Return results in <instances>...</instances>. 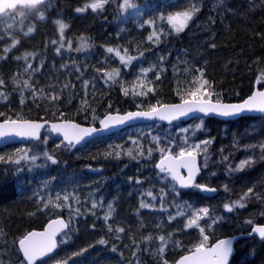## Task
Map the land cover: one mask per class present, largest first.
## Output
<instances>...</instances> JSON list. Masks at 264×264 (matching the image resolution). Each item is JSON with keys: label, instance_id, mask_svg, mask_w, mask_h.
I'll return each instance as SVG.
<instances>
[{"label": "trees", "instance_id": "16d2710c", "mask_svg": "<svg viewBox=\"0 0 264 264\" xmlns=\"http://www.w3.org/2000/svg\"><path fill=\"white\" fill-rule=\"evenodd\" d=\"M211 1L220 2L129 0L134 7L122 8L123 0H108L103 9L87 7L77 12L90 5L89 0H47L35 9L18 6L10 10L13 19L0 22V79L4 81L0 85L4 93L0 97V120L72 119L97 124L110 111L148 109L158 102L181 101V95L188 98V92L199 86L194 81L200 71L211 84L205 89L213 94V100L217 96L220 101L244 99L256 86H264V10L252 9L257 0H224L227 5L223 10L212 9ZM192 7L199 11L184 31L176 33L167 17ZM57 21L67 25L63 41ZM153 31L160 36L158 43L155 37L148 39ZM81 37L90 47L76 51ZM14 41H18L15 46ZM108 47L119 49L121 55L127 49V55L135 59L123 64L115 52L106 51ZM114 69L119 71L115 82L106 77ZM143 69L151 70L145 75ZM147 87L154 89L147 96L132 94L133 89L140 92ZM123 88L129 95L123 94ZM252 120L264 126V116L234 121L201 117L199 124L194 123L196 119L171 125L155 121L97 137L80 147L64 143L45 128L37 141L1 149L0 260L3 264H21L19 239L56 216H63L68 227L58 237L56 251L37 264L53 259L60 264H164L165 260L171 264L203 242L204 235L210 244L224 235L249 232L254 224L264 221L260 185L242 200L244 208L227 212L222 204L215 211L209 210L208 216L198 221L205 229L200 233L196 227H186L191 218H186L185 211L206 197L196 187H177L156 163L169 149L178 153L183 142L191 148V143L201 137L215 142L231 131L237 135ZM261 145L256 161L239 171L231 166L237 149L209 166L203 165L204 153L200 152L201 174H208L211 185H217L213 179L222 177L234 186L262 180ZM45 153L57 163L48 160ZM236 194L233 192L226 203L244 196ZM64 196L69 199L64 201ZM142 202L151 207L141 208ZM110 204L114 211L106 221ZM215 214L221 219L211 229L206 220ZM121 227L125 229L122 233L117 231ZM160 236L168 241L163 254L159 253ZM230 264H264V241L254 236L240 239Z\"/></svg>", "mask_w": 264, "mask_h": 264}, {"label": "snow or ice", "instance_id": "6c2138e0", "mask_svg": "<svg viewBox=\"0 0 264 264\" xmlns=\"http://www.w3.org/2000/svg\"><path fill=\"white\" fill-rule=\"evenodd\" d=\"M108 2V0H94L90 5H86L85 8L76 9L77 12H83L87 7H91L93 11L97 9H103L104 5ZM44 3V0H0V22H3L6 19H13L10 16V10L17 9L18 5L23 8L35 9L38 5ZM224 0H220V4H223ZM124 7H134V5L129 4V0H123ZM199 9L196 7H192L190 10L185 11H177L173 15H169L167 17L168 23L172 26L176 33H180L184 31V29L188 26L189 22L193 19V16L198 12ZM21 17H23L24 13L21 11L19 13ZM41 18L42 14H41ZM163 18V17H162ZM60 29V38L63 41V32L67 27L66 24L57 21ZM151 23V22H150ZM32 31L31 28L28 30ZM155 37V42H159L160 36L157 32L153 31L152 34L148 37L149 40H153ZM18 43V41L13 42V46ZM55 43V42H53ZM63 43H61L60 47H63ZM68 46L71 47V42L69 41ZM215 47V45H212ZM90 45L86 43L85 39L81 37L80 47L76 49V51H81L89 48ZM8 51V49H5ZM59 51V48L57 49ZM108 53L115 52L116 56L120 58V62L123 64H130L135 57L127 55V49L124 50L125 55H121L119 49H114L112 47H108L106 49ZM24 59H27V54ZM29 68L31 65L28 66ZM151 69H143L142 72L146 75L148 71ZM27 71V68L25 69ZM119 75L118 69H114L112 72H107L106 77L108 80L113 82L116 81V77ZM264 76V73L261 74ZM157 80L160 79L159 75L155 77ZM195 83H198L199 86L194 90L188 92V98H185L180 92H177V95H181V102L179 104H161L157 103L155 105H150L148 110L144 111H135V112H127L124 115H120L118 112L116 115L108 114L99 122L102 125V129H97L96 127L84 128L78 124L72 123L70 121H66L63 123H53L51 128L53 131L59 132L63 134L64 140L68 142V144L73 145L79 144L85 137L91 136L93 133L101 130H107L113 126L124 124L127 121H131L137 118H155L158 117L161 120H173L177 119L180 116H185L190 112L199 111L204 113L205 115L215 114L223 117H237L242 114L248 112H259L264 114V91H257L253 95H251L248 99L244 100L239 104H226L222 103L217 96L215 102H213L212 95L207 89H205V85L211 87V84L207 79H203V72L200 71L199 77L197 78ZM259 83V81H257ZM3 79H0V85H3ZM25 88H28V82H24ZM67 86V85H66ZM140 86L143 88L144 82H140ZM43 90H41L42 92ZM154 89L151 87H147L145 91L137 92L133 89V95H143L147 96L149 92H153ZM123 94L129 95V90L127 88H123ZM32 95L35 97L37 95L35 89L32 90ZM4 93L0 92V97H3ZM6 98V97H5ZM57 97L52 96L51 99L55 100ZM23 97L21 98V103H23ZM111 106V105H109ZM94 111V110H93ZM2 115V113H0ZM95 119V117H94ZM44 125L41 123H36L33 121H20V120H7L4 123H0V138H4L10 135L17 136H32L37 137L39 135L40 129ZM155 139V138H154ZM212 143V140L207 139L201 141L200 144H196L191 148H180L179 152L173 154L171 150H167L166 154L162 155L159 164L157 167L161 172H167L173 181H175L181 188L188 187H196L201 191L206 192H215L216 189L209 188L206 185L195 184V177L199 173L200 168L197 166V155L201 150V145H203V152L207 153L208 145ZM262 150H264V145H261ZM149 155L151 154V149L148 150ZM162 153H165L164 149H160ZM129 156H132V152L129 151L127 153ZM143 153H141L142 155ZM46 158L50 160L53 164L57 163V160L52 156L45 153ZM108 155H111L109 153ZM119 156V153H117ZM27 158V157H22ZM0 159H3L0 157ZM31 159L35 160L36 157L33 156ZM19 163V160L15 161ZM252 161L245 159L241 161L239 164L237 171L242 170L245 166L250 165ZM207 164V157H205V166ZM181 169H186L187 174H182ZM253 191L252 188L248 189V192L241 197V199L236 200L234 203H225L224 209L227 212H232L234 208H244L245 203L242 202L246 197L249 196ZM178 194V193H177ZM151 195V193H149ZM69 199L68 196H64L63 200L67 201ZM49 204L52 203L51 200L48 201ZM48 204H45V208H47ZM56 207H61L60 204H56ZM95 207V204H93ZM141 208H150L151 205L141 203ZM191 207V206H189ZM79 211V209H77ZM114 209L110 204L108 206V213L105 216V220L107 221L109 217H111ZM201 213L203 215H201ZM209 210L207 208L200 209L199 211L194 212V215L191 219L188 220L186 227L192 228L196 227L200 233H204L205 229L202 227L198 221L208 216ZM179 215H183V213H178ZM175 217H170V219H174ZM220 217H216L213 220V223H216ZM251 223V221H249ZM68 225L65 223L63 219H57L49 223L48 229L44 232H29L23 238L19 239L18 246L19 250L22 253L23 260L21 264H37V261L43 257L48 256L52 253L58 246L57 244V234L61 232L63 229L67 228ZM211 227V225H209ZM111 227L109 226V231H111ZM118 232H124L125 229L123 227L117 229ZM254 234H258L259 237L264 240V226H257L253 229ZM3 235V229H0V236ZM150 239V237H149ZM170 239V237H169ZM159 240L162 242V245L159 248V253L163 254L165 247L167 246L168 241L164 236H160ZM208 236L204 235L203 242L194 246V250L189 255L182 256L177 264H230V258L234 254L233 241L231 239H223L216 242L211 248L207 247ZM101 244H104L105 241L101 240ZM115 251V248H113ZM0 264H3V261L0 260ZM164 264H167V261H164Z\"/></svg>", "mask_w": 264, "mask_h": 264}, {"label": "rangeland", "instance_id": "374dc122", "mask_svg": "<svg viewBox=\"0 0 264 264\" xmlns=\"http://www.w3.org/2000/svg\"><path fill=\"white\" fill-rule=\"evenodd\" d=\"M89 2L93 3L94 0H89ZM240 4H241V1L237 2L238 6ZM226 5H227V2L225 1L223 4H220V2H217V1L210 2V6L212 9L219 8L223 10L225 9ZM188 6L189 5H187L186 7ZM252 9H263L264 10V0H257L252 5ZM185 10H189V9H185ZM185 10H182V11H185ZM199 122H201V118L196 119L194 123L199 124ZM236 125L237 123L234 124V126ZM152 129H154V127H152ZM203 140H207V137H201L193 141L191 144L192 146H194L196 144H200L201 141ZM261 144L264 145V126L261 123H258L257 121L252 120L248 122L246 126H243L241 128V132L239 131L237 135H234L233 131H231L225 137H223V135L221 137L219 136L215 142H212L210 145H208L207 153L203 152L204 146L201 145L200 152L204 153L203 155L204 164L203 165L205 166V157H207L206 166H209V165H212L215 161H217L220 156L226 157V156H229L230 154H233L235 149H237L238 154L234 156L233 159L231 160V166L238 167L241 161L245 159H248L252 161L253 163L254 161H256L257 156H259L260 154V151H259L260 149L258 147H260ZM182 147L186 148L187 145L183 142L181 143V148ZM200 152L198 153L199 156H200ZM200 159H202L201 156H200ZM262 171L263 170H261L260 172L261 174H259L262 180H257L255 182H253L254 180H252L253 184L251 182H246V183L241 182L237 184L236 186H234L230 184V182H228L225 179V177L213 179L214 182L219 187V188L217 187L218 193L213 197H207L205 201H203L201 204L193 205L189 207V209L185 211L186 218L187 219L192 218L194 215V212L199 211L200 209H203V208H207L208 210L215 211L216 209H218L220 205L225 204L226 201H229L233 192H236L237 194L242 195V194H245V192H248L249 188L253 189L254 187H257L260 185L261 189L263 188V195H264V172L262 173ZM199 182L211 185L209 183V176L206 173H203L200 175ZM217 185H213V186H217ZM235 188L237 189L236 191H235ZM201 215L203 214L201 213ZM216 216L218 215L215 214V216L213 217L209 216V218L206 220L207 225L208 226L211 225L210 227L211 229L215 228L216 226V223H213L214 217ZM56 262L57 260L53 259L48 264L50 263L53 264Z\"/></svg>", "mask_w": 264, "mask_h": 264}, {"label": "water", "instance_id": "95a60500", "mask_svg": "<svg viewBox=\"0 0 264 264\" xmlns=\"http://www.w3.org/2000/svg\"><path fill=\"white\" fill-rule=\"evenodd\" d=\"M47 1V0H44V2ZM19 6V5H18ZM257 91H264V86L259 88V87H255L252 92L247 95L244 99L240 100V101H221L222 103H226V104H239V103H242L244 100L248 99L251 95H253L255 92ZM181 101H176V102H163L161 104H179ZM213 102H215V100H213ZM141 110H148V109H143V108H139V109H133V110H128V111H125V112H118L120 115H124L125 113L127 112H135V111H141ZM108 114H113V115H116L117 112H108L106 113L105 115H103L101 117V119H103L106 115ZM249 116H253V117H259V116H264V114H261L259 112H248V113H245V114H242L240 116H237V117H223V116H219V115H215V114H209V115H205L204 113H201L199 111H194V112H190L188 113L187 115L185 116H180L178 117L177 119H173L171 121L169 120H161L159 119L158 117H155V118H152V119H149V118H137V119H134V120H131V121H127L125 122L124 124H121V125H116V126H113L107 130H101V131H97L95 133H93L91 136H87L84 138V140H82L79 144H75L73 143V146L75 147H80L82 146L83 144H86L88 143L89 141L97 138V137H104V136H107V135H110V134H114V133H117L119 131H121L122 129L126 128V127H129V126H134V125H140V124H151L153 122H160V123H164L166 125H171L173 122H176V121H190V120H193V119H197V118H201V117H212V118H216V119H219V120H222V121H234V120H237L239 118H242V117H249ZM100 119V120H101ZM7 120H20V121H33V122H36V123H41L43 124L44 126L40 129L39 131V135H38V138L37 137H32V136H17V135H10V136H6L4 138H0V150L7 147V146H11V145H18V144H25V143H28L30 141H37L41 138L42 134H43V131L45 130V128H48V130L57 138L61 139L64 143L68 144V142L66 140H64V137H63V134L62 133H59V132H56V131H53L52 128H51V125L53 123H63V122H66V121H70L72 123H75V124H78L80 125L81 127H84V128H89V127H96L97 129H102V125L100 124V120L98 121L97 124H86V123H81V122H78L76 120H72V119H63V120H42V119H4V120H0V123H4L5 121ZM70 145V144H69ZM166 154V153H165ZM174 154V153H173ZM164 155V154H163ZM162 157V156H161ZM161 157L158 159L157 163H156V167L157 165L159 164L160 162V159ZM197 166L200 168V171L199 173L196 175L195 177V184H200V185H206L207 187L209 188H214L216 189L215 192H206V191H201L200 189V192L201 194L204 196V197H213L215 196L217 193H218V188L216 186H213V185H208V184H204V183H199V177L201 175V159H200V156L197 155ZM158 168V167H157ZM159 169V168H158ZM181 172L182 174H187V170L186 169H181ZM175 182V181H174ZM175 184L177 185V187L181 188L176 182ZM192 187H188V188H181V189H184V190H187V189H190ZM57 219H63L65 221V223L68 225L67 223V220L63 217V216H56V217H52L50 219H48L45 224L43 225L42 228H34V229H31L30 231H28L27 233L29 232H44L48 229V225L49 223H51L52 221L54 220H57ZM257 226H264V221L261 222V223H256L254 224L250 231L247 232V233H235V234H229V235H224V236H221L217 239H215L212 243L210 244H207L206 246L211 248L216 242H218L219 240H223V239H231L233 241V247H234V254L232 255V257L230 258V261L231 259L234 257L235 253H236V244L237 242L242 239V238H245V237H250V236H254L256 237L257 239H259L260 241H264L262 240L258 234H254L253 233V229ZM67 228L63 229L61 232H59L57 234V244H58V237L66 230ZM26 233V234H27ZM25 234V235H26ZM24 235V236H25ZM23 236V237H24ZM22 237V238H23ZM58 247V246H57ZM19 248V246H18ZM57 249V248H56ZM56 249L50 253L48 256L52 255ZM194 250V249H193ZM188 251L186 253H183L181 254L180 256H178L171 264H177V261L184 255H189L191 254V252L193 251ZM20 251V250H19ZM21 253V252H20ZM22 255V253H21ZM48 256L46 257H43L41 258L40 260L42 259H45L47 258ZM39 261V260H38ZM53 264H60L58 262L56 263H53Z\"/></svg>", "mask_w": 264, "mask_h": 264}, {"label": "flooded vegetation", "instance_id": "af4514ba", "mask_svg": "<svg viewBox=\"0 0 264 264\" xmlns=\"http://www.w3.org/2000/svg\"><path fill=\"white\" fill-rule=\"evenodd\" d=\"M4 149V148H3Z\"/></svg>", "mask_w": 264, "mask_h": 264}]
</instances>
